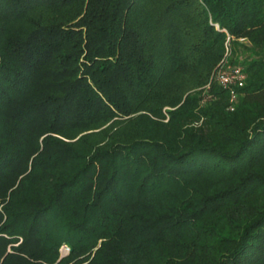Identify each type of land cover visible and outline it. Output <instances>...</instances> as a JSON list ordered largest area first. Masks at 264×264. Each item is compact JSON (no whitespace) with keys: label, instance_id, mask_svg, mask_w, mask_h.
Returning <instances> with one entry per match:
<instances>
[{"label":"trees","instance_id":"1","mask_svg":"<svg viewBox=\"0 0 264 264\" xmlns=\"http://www.w3.org/2000/svg\"><path fill=\"white\" fill-rule=\"evenodd\" d=\"M0 264H264V0H0Z\"/></svg>","mask_w":264,"mask_h":264},{"label":"built area","instance_id":"2","mask_svg":"<svg viewBox=\"0 0 264 264\" xmlns=\"http://www.w3.org/2000/svg\"><path fill=\"white\" fill-rule=\"evenodd\" d=\"M213 77L228 93V109H234L246 79L243 67L236 64L218 65Z\"/></svg>","mask_w":264,"mask_h":264},{"label":"rangeland","instance_id":"3","mask_svg":"<svg viewBox=\"0 0 264 264\" xmlns=\"http://www.w3.org/2000/svg\"><path fill=\"white\" fill-rule=\"evenodd\" d=\"M231 64H233V63L229 60V58L224 57L220 60L218 65L221 66V65H231ZM213 81L215 82V80H213ZM61 252H62L61 257L67 255L68 254V248L66 246H62Z\"/></svg>","mask_w":264,"mask_h":264}]
</instances>
